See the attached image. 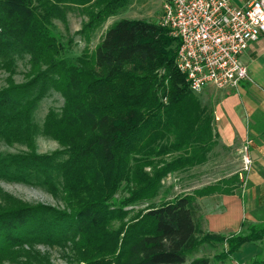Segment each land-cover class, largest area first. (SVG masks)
<instances>
[{
  "label": "trees",
  "instance_id": "1",
  "mask_svg": "<svg viewBox=\"0 0 264 264\" xmlns=\"http://www.w3.org/2000/svg\"><path fill=\"white\" fill-rule=\"evenodd\" d=\"M128 1L0 0V68L8 73L0 88V140L27 149L0 152V179L42 187L63 202L4 194L0 264H54L39 245L59 248L70 264H188L204 245L221 246L214 256L221 262L264 240V223L231 235L203 228L197 196L221 190L227 180L149 203L163 179L203 163L214 142L212 116L176 66L180 39L159 22L121 19L92 51L73 58L74 40L64 42L53 30L54 20L67 23L76 7L88 17L79 34L91 42ZM23 59L29 69L18 83ZM52 92L64 105L50 109L40 126L34 114ZM41 134L62 149L38 153ZM121 189L127 195L117 199Z\"/></svg>",
  "mask_w": 264,
  "mask_h": 264
},
{
  "label": "crops",
  "instance_id": "2",
  "mask_svg": "<svg viewBox=\"0 0 264 264\" xmlns=\"http://www.w3.org/2000/svg\"><path fill=\"white\" fill-rule=\"evenodd\" d=\"M230 1L243 8L252 0ZM241 61L250 79L238 89L207 86L197 94L213 119L214 142L206 160L173 174L180 194L228 181L221 190L197 196L203 228L217 234H236L264 223V35L249 45ZM247 142L253 163L245 171L242 148Z\"/></svg>",
  "mask_w": 264,
  "mask_h": 264
},
{
  "label": "built area",
  "instance_id": "3",
  "mask_svg": "<svg viewBox=\"0 0 264 264\" xmlns=\"http://www.w3.org/2000/svg\"><path fill=\"white\" fill-rule=\"evenodd\" d=\"M161 24L181 41L176 66L195 94L205 87L238 89L249 80L241 55L264 35V0L238 8L230 0H167ZM244 170L252 167L248 142Z\"/></svg>",
  "mask_w": 264,
  "mask_h": 264
},
{
  "label": "rangeland",
  "instance_id": "4",
  "mask_svg": "<svg viewBox=\"0 0 264 264\" xmlns=\"http://www.w3.org/2000/svg\"><path fill=\"white\" fill-rule=\"evenodd\" d=\"M166 2L167 0H129L128 4L122 8L118 14L110 17L101 29L92 34L91 42H87L85 36L79 34V31L83 28L84 24L88 22V17L76 7H73V9L68 11L67 23L62 22L61 20H54L53 30L58 36H61L64 42H67L70 39L74 40L71 56L76 58L81 55L86 48L92 51L102 39V30H104L105 27L112 26L115 22L120 21L121 19H144L150 22L161 23L163 17V6ZM28 69L29 64L27 59L19 60L17 73L14 76L15 81L18 83L25 81V72H27ZM7 77L8 73L0 68V88L7 85ZM63 105L64 99L62 95L59 92H52L40 103L34 114L35 121L42 126L49 110L56 109L59 111ZM36 146L38 153L41 154L52 153L56 150L62 149L56 140L46 137L43 134L36 138ZM25 150L27 149L24 145H8L4 141L0 140L1 153H16ZM150 170V167L147 168V171L150 172ZM174 173L169 174L165 179H163L161 189L159 190L157 196L149 201L150 204L160 205L164 202L173 200L178 194L181 195V186L180 184L176 185L177 179L173 175ZM4 194H9L29 203H44L52 206L63 207V202L59 197L52 195L49 191L42 187L0 179V199L3 198ZM126 195L127 192L125 189H121L116 194V198L120 199ZM146 205H136L135 208L138 210L140 208H144ZM38 249L43 253L51 255V260L54 264H70L66 253H63V251L59 248H50L48 246L39 245ZM221 250V246L204 245L198 252L188 255V264H191L198 258H208L211 264H255L254 261L256 259H264V240L247 243L241 250L232 254L226 260L216 262L214 260V256L217 253H220ZM23 259L25 258H22V260ZM4 264L20 263L5 260Z\"/></svg>",
  "mask_w": 264,
  "mask_h": 264
}]
</instances>
